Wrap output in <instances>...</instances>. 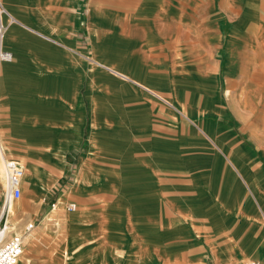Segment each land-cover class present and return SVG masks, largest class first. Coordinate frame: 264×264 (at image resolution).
I'll list each match as a JSON object with an SVG mask.
<instances>
[{"label":"crops","instance_id":"obj_1","mask_svg":"<svg viewBox=\"0 0 264 264\" xmlns=\"http://www.w3.org/2000/svg\"><path fill=\"white\" fill-rule=\"evenodd\" d=\"M1 2L14 19L2 20L8 25L2 47L12 53L1 63L2 138L23 162L25 177L43 171L47 181L43 193L36 188L29 196L31 216L38 219L49 195L61 208L72 192L90 200L98 189L105 204L68 220L70 227L85 220L87 233L105 234L94 254L106 253L108 263L125 253L122 264H160L164 241L176 242L182 253L166 256L168 264H264V185L252 186L257 175L264 177V0ZM107 89L111 100L103 107ZM126 123L131 151L143 156L136 164L144 172L137 194H126L124 180L107 181L101 175L106 171L97 175L90 164L130 152L119 136L118 125ZM65 141L73 144L61 148ZM184 152L209 154L196 158L197 167L221 166L242 184L198 190L202 196L193 203L180 202L166 179L171 169L186 165L179 159ZM51 154L57 163L48 159ZM78 157L73 183L69 176ZM25 177L22 195H29ZM108 187L121 191L109 196ZM158 210L182 222L165 224V238ZM132 217L153 250L151 260L141 258L139 244L128 245L132 232L120 230ZM76 237L79 244L82 236Z\"/></svg>","mask_w":264,"mask_h":264},{"label":"rangeland","instance_id":"obj_2","mask_svg":"<svg viewBox=\"0 0 264 264\" xmlns=\"http://www.w3.org/2000/svg\"><path fill=\"white\" fill-rule=\"evenodd\" d=\"M89 89V88H88ZM108 90V89H107ZM83 96H85L84 93H82ZM103 94V93H101ZM106 96L109 97L108 101L105 103V101L101 102L100 104L103 106V104H109L111 98H110V92L109 90L105 93ZM102 96V95H101ZM69 100L75 101L70 96ZM86 98V96H85ZM168 99V98H167ZM79 98H77V105H78ZM168 101H170L168 99ZM171 102V101H170ZM87 105V117H91V109L89 108V101L86 102ZM128 105V104H127ZM125 103L123 104V112L125 114H128L127 112V106ZM104 107V106H103ZM103 109V108H102ZM98 109L96 108V111ZM109 113V112H108ZM106 115V113H105ZM107 115H111L110 113ZM101 116V114H99ZM159 120V119H156ZM157 122V121H155ZM162 122V121H161ZM159 123V122H157ZM1 126V124H0ZM109 127H106L107 131H111V127L114 125H107ZM121 132H119L120 136V142L126 146H130L133 142L130 137V133L128 132L127 123L126 124H120L118 125ZM188 135V132L186 133ZM191 135V133H189ZM73 144V141H65L61 143V148L69 147ZM0 145L1 149L4 151V157L6 160H12L19 163L20 166L24 167L23 162H20L18 159V156L16 153H14L12 150H9L10 148L6 146V143L3 141L2 138V132L0 130ZM128 149V148H127ZM156 149V148H155ZM130 152L127 153V155L120 156L115 154L106 155L105 158L103 157L102 162L98 161L97 158H93L92 161H90V164L93 167V170L98 175L100 173V170H105L106 173L101 175L106 176L107 181H113V180H124L126 182L127 188H125V193L127 194L129 191L133 194H137V192L141 189L140 184L138 185V182L141 181L143 178L144 172L136 168V164H138L141 161V157L137 154H133L131 151L130 146ZM12 153L11 155H7V153ZM81 153H83V148L81 150ZM156 153V151L154 152ZM2 156V151L0 150V158ZM81 156V155H80ZM201 156H207L209 157V154H203L200 152H184V155H179V159H183L186 162V165L181 166L180 168H173L171 169L172 172L170 175H168V179H166V182L170 183V192L172 193V196L175 199H178L179 201H183L184 204L188 205L193 203L194 198H198V196H202L198 194V190H208V191H214L219 189H228L230 188L232 182H235V185L239 182L242 184V181L236 177L233 181V178L227 177L226 174L223 173V167L221 166H214L213 168H201L197 167V159ZM141 158V159H139ZM197 158V159H196ZM50 161L58 162V160L51 154L48 158ZM80 157L76 158L75 161V171L74 173H71L69 176V181L73 182L74 177L76 176L78 164H79ZM103 163V164H101ZM1 165V162H0ZM121 165H125L123 168H121ZM5 170V169H4ZM184 171V173H177L174 174V172ZM158 171H156L155 178H160V181H157V183L160 185V188H164L163 183L164 180L162 179L163 176L157 175ZM204 174V175H203ZM45 173L42 171V175L36 176V175H24L25 179L28 178L30 182V193L29 195L24 191L22 198L19 200H14V206L17 209V214L15 216L16 220V227L11 230V234H19L24 235L25 228L28 224L33 223L35 224V229L31 232L36 235V237L39 239L35 242L34 247H31L30 242L26 244L25 248V259L24 262H26L28 259H32L33 262L31 264H49V263H56L59 262V264H122L123 259H126L125 253H122V259L119 258V261H113V263H108L105 260V254L102 253L99 255H95L94 252L96 248H98L102 244V240L104 239V235L102 233H98L95 236L92 231H89L91 233V237H89V233H87L86 226L87 223L85 220L81 221L80 223H75L74 226L70 227V221L68 220V217L72 214V216H76L77 213L81 211L86 210H95L99 209L102 204H105L104 201L101 199V197L105 196L104 194L98 193V189L93 190L92 192L93 196L90 198V200H85L81 195V193L78 192V190L75 192H72V194L67 198V200H63V207L57 208L55 211H53V208L56 206V201L49 198L46 199L47 202L44 203L43 208L40 210V212L37 214V217L31 216L32 212L34 211L32 209V202L29 199L33 196H35V189L39 188L40 193H43V191L47 187V181L45 177ZM196 176H204L201 179H198ZM23 177V178H24ZM141 178V179H140ZM23 180V179H22ZM74 183V182H73ZM65 184L62 183V187L68 188V187H74V184ZM203 185L205 188L203 189ZM264 185V177H258L252 182V186L254 187H261ZM207 187V188H206ZM243 187V186H242ZM121 189L115 188H109L107 191H110L109 196L116 195L117 191ZM137 191V192H136ZM129 192V193H130ZM97 193V194H95ZM139 193V192H138ZM118 194V193H117ZM107 196V197H109ZM127 196V195H126ZM203 196H207L204 195ZM6 184H5V178H3L0 174V213L1 209L3 207V204L6 203ZM203 200V199H202ZM207 202L209 199H204ZM180 201V202H181ZM86 202V203H85ZM92 202V203H91ZM178 202V201H177ZM173 202V203H177ZM195 202V201H194ZM72 203H75L76 209L70 210V205ZM85 203V204H84ZM178 204V203H177ZM103 207H106L104 205ZM180 207V206H179ZM178 206L173 204V209L178 210ZM158 231L161 236L165 238L163 235V228L164 225L174 226V227H180L182 222H180L179 219L175 218V215L170 216L171 214L165 213V210H161L159 212L158 210ZM187 219V218H183ZM192 217L190 218L189 222H192ZM37 222V225L35 223ZM129 224L126 226H123L120 230L122 232H132L133 237H128V245L131 241L133 245H138L140 248L142 247V251H140L138 254L141 256L142 259L145 260H151L153 250L150 247V244L145 242H142L144 235H141V232L139 230L140 226L138 224V219L136 217L129 218ZM43 222V223H42ZM127 223V222H126ZM184 224V223H183ZM148 225V224H147ZM11 224L9 225V227ZM40 227V232H36V228ZM141 229L145 230L143 225L141 226ZM19 232V233H18ZM99 232V231H98ZM39 234V235H38ZM123 234V233H122ZM73 235V236H72ZM119 235V234H118ZM76 236H82L79 240H82L78 244V238ZM132 238V239H131ZM165 240V239H163ZM160 242L159 248H160V264H168L167 261H165L166 256H176L181 257L180 249L176 246V242ZM174 243V245H173ZM114 245V244H113ZM116 251H118L117 244L114 245ZM171 249V250H169ZM79 251L84 252L85 254H81L82 256L79 257ZM134 251V249H133ZM119 257L121 256L120 253ZM165 258V259H164ZM56 261V262H54Z\"/></svg>","mask_w":264,"mask_h":264},{"label":"built area","instance_id":"obj_3","mask_svg":"<svg viewBox=\"0 0 264 264\" xmlns=\"http://www.w3.org/2000/svg\"><path fill=\"white\" fill-rule=\"evenodd\" d=\"M8 16L10 23L14 21L13 17L7 12L0 0V76L1 63L12 59V53L4 50L2 40L5 36L8 25L3 23L4 16ZM163 99V98H162ZM164 101H166L164 99ZM167 102V101H166ZM169 104V102H167ZM1 146V145H0ZM0 162L5 169L6 184V207L0 213V264H17L25 253V239L27 235L35 228V224L30 223L25 228L24 235L9 233L8 211L10 200H19L22 196V179L25 175V169L18 162L0 158ZM70 210L76 209V205H70ZM249 264H263L257 261H250Z\"/></svg>","mask_w":264,"mask_h":264},{"label":"bare ground","instance_id":"obj_4","mask_svg":"<svg viewBox=\"0 0 264 264\" xmlns=\"http://www.w3.org/2000/svg\"><path fill=\"white\" fill-rule=\"evenodd\" d=\"M227 94V93H226ZM3 155V154H2ZM1 159H4V157L3 156H1ZM0 174H1V176L3 177V178H5V170H4V167H3V165L1 164L0 165ZM28 175V174H27ZM29 176V175H28ZM15 199H11L10 200V206H9V214H8V224L10 225L11 224V226L9 227V233H11V230H13L15 227H16V225H15V223H16V220H15V216H16V214H17V209L15 208V206H14V201ZM58 207H54L53 208V211H55L56 209H57ZM40 227H37L36 228V232H40V229H39ZM19 233V232H18ZM39 235V234H38ZM39 239L36 237V235L35 234H33V233H31L30 232V234L28 235V238H27V243L28 242H30V245H31V247H34V245L33 244H35V242L36 241H38ZM25 251V250H24ZM25 253H26V251H25ZM25 253H24V255L22 256V258L20 259V261L17 263V264H31V262H33L32 261V259H28L26 262H24V259H25V257H26V255H25ZM54 262H56V261H54ZM49 264H59V262H56V263H49Z\"/></svg>","mask_w":264,"mask_h":264}]
</instances>
